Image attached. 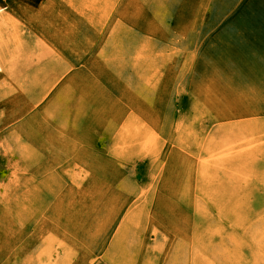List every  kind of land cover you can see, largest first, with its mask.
I'll use <instances>...</instances> for the list:
<instances>
[{"label": "rangeland", "instance_id": "1", "mask_svg": "<svg viewBox=\"0 0 264 264\" xmlns=\"http://www.w3.org/2000/svg\"><path fill=\"white\" fill-rule=\"evenodd\" d=\"M0 264H264V0H0Z\"/></svg>", "mask_w": 264, "mask_h": 264}]
</instances>
